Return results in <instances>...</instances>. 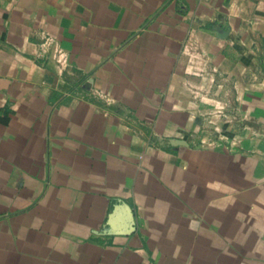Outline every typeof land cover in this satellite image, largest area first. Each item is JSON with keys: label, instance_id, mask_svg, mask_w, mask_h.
<instances>
[{"label": "crops", "instance_id": "crops-1", "mask_svg": "<svg viewBox=\"0 0 264 264\" xmlns=\"http://www.w3.org/2000/svg\"><path fill=\"white\" fill-rule=\"evenodd\" d=\"M0 264H264V0H0Z\"/></svg>", "mask_w": 264, "mask_h": 264}, {"label": "built area", "instance_id": "built-area-1", "mask_svg": "<svg viewBox=\"0 0 264 264\" xmlns=\"http://www.w3.org/2000/svg\"><path fill=\"white\" fill-rule=\"evenodd\" d=\"M207 115L209 116L208 122L212 125L210 126L211 131L213 129V133L215 134L214 137H216L217 133L221 138L227 137L225 134L228 132V128L225 124L228 123V121L234 120V109L232 108V110H230L229 104H223L221 101L217 100L216 106L208 111ZM207 130L209 131V133L207 132V138L210 140L213 139L208 135L211 134V131L209 129ZM223 134L224 136H222Z\"/></svg>", "mask_w": 264, "mask_h": 264}, {"label": "rangeland", "instance_id": "rangeland-1", "mask_svg": "<svg viewBox=\"0 0 264 264\" xmlns=\"http://www.w3.org/2000/svg\"><path fill=\"white\" fill-rule=\"evenodd\" d=\"M195 89H199L198 87H196Z\"/></svg>", "mask_w": 264, "mask_h": 264}]
</instances>
